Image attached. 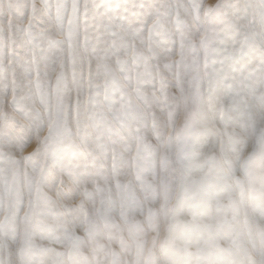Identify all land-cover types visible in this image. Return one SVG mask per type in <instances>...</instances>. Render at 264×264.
Returning <instances> with one entry per match:
<instances>
[{
  "label": "snow or ice",
  "instance_id": "obj_1",
  "mask_svg": "<svg viewBox=\"0 0 264 264\" xmlns=\"http://www.w3.org/2000/svg\"><path fill=\"white\" fill-rule=\"evenodd\" d=\"M176 7L198 21V42L185 34L178 13L169 22L153 11L152 0H46L44 27L30 20L7 35L0 29V105L27 120L21 129L30 132L14 136L16 117L0 115V140L20 153L0 152V240L6 248L9 240L21 241L22 264H99L79 249L114 227V212L124 216L131 207L120 169L128 166L138 180L151 170L145 135L150 128L161 139L152 106L170 117L177 107L161 69L174 75L182 94L195 83L210 105L214 97L219 103L221 95L241 96L251 81L264 86V42L258 62L247 68L241 65L252 62L247 38L229 42V30L210 26L202 4ZM31 10L35 18L37 6ZM90 13L98 19L96 33L88 30ZM93 59L101 80L92 76ZM258 99L264 104V96Z\"/></svg>",
  "mask_w": 264,
  "mask_h": 264
},
{
  "label": "rangeland",
  "instance_id": "obj_2",
  "mask_svg": "<svg viewBox=\"0 0 264 264\" xmlns=\"http://www.w3.org/2000/svg\"><path fill=\"white\" fill-rule=\"evenodd\" d=\"M45 2L0 0V29L7 35L10 27L15 29L30 20L37 29L44 27ZM107 2L96 0L101 5ZM193 2L204 6L210 26L229 30V42L247 38L252 62L245 59L241 65L254 67L261 55L257 45L264 42V0H152L153 11L167 21H174L178 13L185 34L198 42V21L176 7ZM33 4L39 10L35 18ZM97 23L95 14L90 13V33H96ZM168 27L174 30L173 23ZM111 64L119 75L115 58ZM161 74L177 107L171 117L159 105L150 109L161 137L158 139L150 128L145 135V143L151 146L152 168L140 180L128 166L120 169L119 179L128 185L131 207L124 216L114 212V227L102 231L91 244L85 242L79 255L99 264H113V260L117 264H264V104L258 99L264 96V86L258 80L251 81L241 96L221 95L219 103L214 97L210 105L207 98L199 99L195 83H186L182 94L172 73L161 69ZM92 76L103 78L96 71L95 59ZM4 99H11V95ZM5 110L9 117H16L14 136L27 138L30 132L21 125L28 121L6 104L0 105V115ZM0 152L20 156L3 140ZM4 166L0 162V168ZM87 207L92 206L88 203ZM76 231L84 236L82 229ZM36 243H40L38 237ZM21 246L20 240H9L6 248L0 240V259L22 264ZM54 247L64 251L62 244Z\"/></svg>",
  "mask_w": 264,
  "mask_h": 264
},
{
  "label": "clouds",
  "instance_id": "obj_3",
  "mask_svg": "<svg viewBox=\"0 0 264 264\" xmlns=\"http://www.w3.org/2000/svg\"><path fill=\"white\" fill-rule=\"evenodd\" d=\"M35 145H33V147H34ZM29 151H31V149H29Z\"/></svg>",
  "mask_w": 264,
  "mask_h": 264
}]
</instances>
